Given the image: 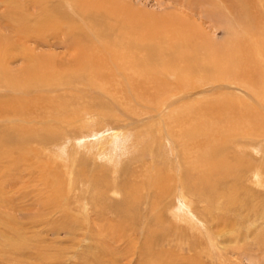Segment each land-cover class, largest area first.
I'll list each match as a JSON object with an SVG mask.
<instances>
[{"label":"rangeland","instance_id":"rangeland-1","mask_svg":"<svg viewBox=\"0 0 264 264\" xmlns=\"http://www.w3.org/2000/svg\"><path fill=\"white\" fill-rule=\"evenodd\" d=\"M231 3L230 0H0V57L5 51L20 53L23 46H37L20 39L9 28L13 21L9 17L11 14L14 20L19 16L20 21L37 24L34 30L45 32L44 37L52 42L53 45L47 43L35 48L30 63L35 71L45 76H50L56 69L69 74L72 69L70 65L75 61L78 44L68 48L65 46L67 43H55L67 37L63 30L68 31L69 27L72 36L87 32L89 35L82 46L94 51L107 45V50L112 51L115 47L114 51L118 48L119 53L123 48L121 44L128 38L138 44L136 37L145 38L143 44L149 49L153 46L157 48L152 40L155 37L166 39V34L173 42L178 40L180 45H176L188 51L191 46L185 45L181 39L183 34H189L197 43L196 51L202 57H210L212 45L233 46L240 43L243 48L250 49L251 57L264 61V0L239 2L241 7H238L253 19V26L236 21L237 12L232 9ZM57 26H61L59 30H62L54 36L52 34ZM175 33H178L177 37H174ZM122 40L123 43H120ZM139 48L137 53L146 57L145 50ZM257 49L260 54H257ZM192 50L196 52L194 48ZM77 57L81 61L88 59L79 54ZM0 59V75H15L22 79L31 77L29 73L32 69L26 65L22 55L13 59H8L6 55V58ZM173 59L179 60L169 55L155 66L150 63L151 71L163 80L164 88L176 94L165 96V100L151 101L148 106L156 110L153 114L148 108L138 107L134 111L120 109L121 93L118 92L121 88L118 83L113 85L115 91H111V96L87 74L79 77L73 89L81 99L75 107L87 111L94 107L90 100L95 105L104 101L111 111L126 117L124 122L119 123L113 119L104 121L91 114H86V119L81 110L79 115L82 113L83 121L88 124L80 128L77 122L79 126L76 123L75 128L68 126L67 129L75 131V136L88 135L81 136L83 139L90 136L86 139L88 142L101 141L98 137L105 132L106 140L93 146L86 144L84 148L79 147L78 141L73 139L67 147L61 144L65 146L62 150L61 146L52 143V133H63L66 124L60 126L50 119L53 115L45 116L47 111L41 112L33 105L28 109L31 120L27 121L22 120L26 117L21 113L23 110L0 105V140L8 141V146L0 147V150L11 148L12 152L11 156L0 159V165H9L7 169L12 174L15 170L5 185L0 183V264H171L172 261L175 264H264V134L259 137L263 138L261 141H252L253 135L249 136V142H246L249 145L222 138L220 142L211 143L207 149L208 141L203 139L198 151L189 152L185 144L190 124L187 118L198 109L212 106L210 102L213 99L232 97L251 104L255 102L256 105L258 102L243 89H236L225 81L210 82V74L221 71L220 66L227 65L222 62L211 69L207 65L213 63L212 59L202 62L189 73L187 88L179 85L183 75L180 71L182 65L174 74L162 72V67H169L168 62ZM45 61L47 64L43 65ZM21 67L30 68V72H18ZM201 69L208 71L204 73L199 71ZM235 76L239 75L235 72ZM166 80L169 85L164 83ZM237 81H240L238 77ZM106 91L108 94L105 96ZM0 96L2 99L20 97L17 100H21L23 94L0 89ZM158 104L164 107L160 108ZM214 104L212 107L218 108ZM38 111L44 116L36 115ZM211 116L208 120L201 114L198 121L202 124L204 121L213 122ZM163 117L171 123L164 124ZM261 120L264 123V117ZM232 125H235L233 121ZM261 127L263 131L264 126ZM114 131L119 132V138L132 132L128 149L120 151L123 154L120 161L117 154L111 159L103 153L97 158V164L94 163L93 152L98 151V146L104 150L109 145L107 138L110 139ZM228 132L235 133L240 139L241 132L225 133ZM259 132L257 129L256 134ZM38 133L50 141H40ZM168 135L172 141L167 139ZM203 152L207 155L193 163L194 157ZM223 159L235 164L239 162L242 167H237L227 178L221 179L217 173L211 177L208 173L210 180L205 179L207 182L204 183L197 181L200 170L206 171L209 163L216 165ZM178 164H181V172L178 171ZM97 173H100L99 176ZM84 175L90 176L88 180L84 179ZM128 185L129 191L139 198L138 202L120 191ZM159 187L165 188L164 195ZM184 194L188 198L183 201L186 206L179 209Z\"/></svg>","mask_w":264,"mask_h":264},{"label":"bare ground","instance_id":"bare-ground-1","mask_svg":"<svg viewBox=\"0 0 264 264\" xmlns=\"http://www.w3.org/2000/svg\"><path fill=\"white\" fill-rule=\"evenodd\" d=\"M230 1H232V3H231V5L233 6L232 9L236 10V12H237V14H235L233 12L236 15V21L239 23H244L247 26L248 25L251 26L253 19L251 20V18L248 16V14L244 13L242 11V9H240L238 7V6L241 7L240 3H242V0H234V1L230 0ZM101 6L103 7V5H101ZM237 7L239 10L236 9ZM9 17H11V20L14 21V23H13V21L11 22L12 24L10 25L9 28H12V30L18 35V37L20 39L24 40L25 42L30 41V42L36 43L37 46L36 47L35 46L34 47L23 46L22 50L19 51L20 53H10L9 52L10 50L7 53L5 51L4 55H2L0 57L3 59V58H6V55H7L8 59H9V57L13 59L15 57L18 58V55H22L23 59L26 60V65L27 66L29 65V67L33 71V72L32 71L30 72V68H29V70H27L26 68H22V67L17 69L18 72H20L22 70H26V71L30 72L29 74H32L31 77H25L24 79L18 78L15 75H6V77H4L5 74L0 75V89H7L9 91H15V92H19V93L23 94V96L21 97L22 98L21 100H17L20 97H18V98L16 97L15 99H12V97L11 98L7 97L8 99L0 98V105H3L4 107L9 108V109L13 108L12 110H14V109L15 110H18V109L23 110L21 113L26 115V117L24 119H22L23 121H27L28 119H30V116L28 115L29 114L28 109L33 105V106H36V108L39 107L40 109H38V110H41V112L47 111L45 113V116H48L50 114L53 115L50 119L56 123L58 122V124H60V126L63 123L66 124V130L64 129L63 133H55V132H54V134L52 133V136H54V142H52V143L53 144L56 143L57 146H61V144H64L67 147L73 141V139H75L76 141H78L77 142L78 146L84 148L85 147L84 145H86V144H87V146L90 144H91V146H93V145H95V143L99 144L100 142H103L104 140H106V133L105 132L100 133V136L98 137L99 138L98 140H100V138L102 139L101 141L95 140V142H88L87 140H88V138H91L90 136L87 137L86 138L87 140H86V139H83L84 137H81V136H88V135L82 134L79 136H75L76 135V133H74L75 131L72 132V131H70V129H67L68 126L71 127L72 129L75 128L78 125L77 122L80 123V128L84 127L86 125V123L88 124L87 121L86 122L83 121L84 118H86V119L88 118V117H86V114H91V115H94L97 117L99 116L100 118L104 119V121H106L107 119H113L114 122H118V123L124 122L125 118H126L122 114H117V112L111 111V109H109V107L106 105V103L104 101H102L101 103H97L98 105H95V102L93 100H90L94 104V105L92 104L94 107H90L91 109H88L87 111L86 110L83 111L82 109H79L80 107L79 108L75 107L76 102L79 99H81V98H79V96L76 93H74L75 91L73 89V86L75 85V83H77V81L79 80V77H83L85 74H87V77L89 79L93 80L103 90L109 91L111 96H113L111 91H115L113 88V85L118 83L120 85V88H121L120 91L118 92L119 94L121 93L119 96L120 102H122L120 105V109H126L128 111H134L139 107V108H143V109L148 108V110H149L150 108L148 105L151 101H161L162 99L163 100L166 99L165 96L166 97H172V96L176 95V94L172 93L171 89L168 88L169 89L168 90V89L164 88L163 80H161L157 75H155L151 71V67H150V63L153 64V66H155L157 63L159 64L160 62L163 61V57L168 58L169 55H171V57H173V58H178L179 60H177V59L170 60L168 62L169 67H162V72L166 73V74H170V75L174 74L179 70L178 67L182 65V69L180 70L183 74L182 75V81H181L182 83L180 82L179 85L182 84V86H186V84H187L186 81L189 79V77H187L189 75V73H191L192 71L197 69V67H199L203 63H205V61H207V59H212L213 63L210 65H207V67H210L211 69L216 67V66H219L222 62L226 63L227 65L220 66L221 71H215V72L211 73L210 74L211 77H209L210 82H216L217 83V82L225 81V82H227L226 84L236 86L235 87L236 89L239 87L240 90L243 89L250 97H253L254 99H256V101L258 102L257 104L259 105L258 106L256 104H254L255 102H253V104H251V102H248L247 100L246 101L244 100L245 102L238 100V99L235 100V98H232V97H231L232 99L231 98L230 99H226V98L225 99L224 98L216 99L215 98V100L213 99V102H210V103H212V106L214 103L217 104L218 108H213L212 106H210V107L206 106L202 109H198L195 112V114L190 115L187 118V123H190V124H189V128L187 131L185 144L187 145V150L189 152L191 150L198 151L201 148L203 139L208 141V143L206 142L208 145L207 149L210 148L211 143H213L214 141H219L222 138H225L227 141H231V142H236V141L238 142L239 141L240 143H246V142H249L248 141V139H250L249 136L253 135L252 141H258V140L261 141V139L263 140V138L260 139L259 137L263 136V134H264V130L261 131L262 130L261 125L264 126V123L261 120L262 117H264V61L260 62L257 58L255 59V57H251L250 56V54H251L250 49L249 48H243L244 46L243 47L240 46L239 45L240 43L238 45L234 44L233 46H226L224 44L223 45H215V46L212 45V47H213L212 48V54L208 55V56H210L208 58L202 57L200 54L197 53V51H196L198 48L197 43L193 41V39L191 38V36L189 34H188V36L183 34L181 40L185 45L191 46L192 48H194L195 49L194 51H196V52H193L191 47H188V51H187V49L183 50L182 47L178 46V45H180L178 40L173 42V40H170L169 38H167V34H166V36H164L166 39L155 37L152 40V42L153 41L156 42L155 45L158 46L157 48L153 46L152 48L149 49L148 45L143 44V42L146 40L145 38L136 37L137 39H139L138 44H137V41L132 40L131 38H128L127 42H124V44H121V46L123 48H122V50L120 49L121 51L119 53H117V51L119 50L118 48L116 51H114L115 47L112 48V51L107 50L106 49L107 45H103L102 48L98 47L99 50L94 51V50H89L86 47L82 46L83 45L82 43L85 42V38H87L89 35L87 32H83L81 36H77V35L72 36L73 32L71 31V28L69 27L68 31L63 30V32L65 34H67V37L63 38L61 41L58 40L55 43H56V45L57 44L59 45V43H64V44L67 43L65 46L68 48H70L72 45L75 46L76 44H78V49H77V52L75 55V61L73 62V64L70 65L72 67V69L69 70L70 71L69 74H66L65 72H63L64 70L61 71L60 69H56V70H52V72L54 71V73H52L50 76H47V75L45 76V74L41 75L39 72L35 71V69H33L30 66V63H31V61H33V57H34L33 51H35V48H37L39 45H42V44L44 45L47 43L50 45H53L52 42L48 41L44 37V36H46V35H44L45 32L38 33L34 30V27L37 24L36 25H34V24L30 25L29 23L27 24L26 21H20V20H18L19 16H18L17 20L16 19L14 20L15 17L13 18L11 14ZM38 24L40 25V23H38ZM61 26H57L54 29V31H53L54 33L52 35H54V36L57 35L58 32L60 30H62V29L59 30V28ZM63 29H65V28H63ZM177 35H178V33H175L174 37H177ZM172 39H174V38H172ZM120 43H123V40ZM141 44H143L144 46H141ZM176 44H178V45H176ZM139 46L141 47L142 50H145V53L147 55L146 57H141V55L139 53H137V50L140 49ZM101 49H103V50L105 49L106 54H105V51H103ZM109 49H111V48H109ZM257 51H258V49H257ZM78 54L81 55V57H83V58L86 57L88 59L86 61L85 60L81 61L80 57H77ZM83 54L85 57L82 56ZM257 54H260V52L258 51ZM238 56H239V59L237 58ZM49 57H51V56H49ZM44 58L45 57H43V59ZM0 61H1V59H0ZM2 62H3V60H2ZM4 62L7 63L8 61H4ZM10 63H11V61H10ZM46 64L47 63L45 61V63L43 65H46ZM43 65H41V66H43ZM111 65L115 66V68H113ZM7 68L9 69L10 66ZM42 68H45V66H43ZM233 69H234V71H233ZM58 70H60V71H58ZM199 71H203L204 73H206V71H208V70L207 69H201ZM81 72L83 73V75L81 74ZM235 72L239 76H235ZM76 73H79V74L75 75ZM23 74H25V73H23ZM67 75H69L68 78H67ZM18 76L20 77V75H18ZM27 76H28V74H27ZM64 77H66L68 80L67 79L64 80L65 79ZM237 77L240 79V81H237ZM164 83H167V80ZM33 86L34 87L36 86V87L33 88ZM172 87H175V86H172ZM177 87H178V85H177ZM187 87L188 86H186V88ZM108 89H110V90H108ZM34 91H35V93H34L35 96L33 97L32 94ZM107 91H106L105 96L108 94ZM24 96H26L28 98H24ZM225 96H227V95H225ZM254 96H258L259 98L254 97ZM57 100H60V101L58 102ZM235 101H238V102H235ZM57 103H58V105H57ZM210 103H209V105H210ZM259 103H262V104H259ZM72 104H74V105L72 106ZM158 106H160V108L164 107L163 104H158ZM84 107H86V105ZM36 108H34V109H36ZM55 110H57V111H55ZM81 110L83 111V115H85L84 118L82 116V113H81V116L79 115ZM202 110H205V111L201 112ZM154 111H156V110L150 109V114H153ZM41 112L38 111V113L37 112H35V113H36V115L42 117L44 115ZM157 112H158V114H161V112H159V111H157ZM201 114L208 117V120H209L210 116L212 115L211 117L214 119V121L213 122L204 121V123L202 124L201 123L202 121H198ZM213 115H215V116H213ZM39 120H40V118H39ZM162 120L164 121V124L171 123L167 117H163ZM232 121L235 123V125H232ZM46 122H47V120H46ZM51 123H52V121H51ZM76 123H77V125H76ZM37 125H38V123H37ZM42 126H43V124H42ZM126 127H129V126H126ZM257 129H259L260 132L256 134ZM47 130H48V128H47ZM49 131H50V127H49ZM227 131L241 132V134H239L240 139H238V137L236 138L235 133H230V132L225 133ZM51 132H53V131H51ZM122 134H125V133H122ZM38 135H39V133H38ZM44 135H47V134H44ZM125 135H126V137L122 136V138H119V136H120L119 132L114 131V133H112L110 139L107 138L109 140V145L106 148H104L105 152H102L104 150H103V148H101L99 146L97 147L98 151L93 152V154H92L93 155V157H92L93 162L97 164V162H96L97 158L100 155H103V153H107V155H109V157L111 159H113L117 154L118 160H119L120 156L123 155L122 152H120V151L122 149H128L127 145H128V142L131 140L130 137L132 136V132H130V133L128 132V134H125ZM66 136H67V138H66ZM211 137H213V139ZM127 138H129V139H127ZM179 138H181L182 139L181 141H183L182 135H180ZM39 139H40V141H43V142L44 141H46V142L50 141V140H48L49 138L45 137V136H43V137L40 136ZM167 139L172 141V138L170 137V135H168ZM242 139H246V140H242ZM2 140H0V142H1L0 147L8 146L6 144L8 141L6 142V141H2ZM62 141H64V142H62ZM246 144H248V143H246ZM64 145L61 146L62 150H63V147H65ZM236 145H237V143H236ZM174 146H175V144H174ZM258 146H260V144ZM214 147H215V145H214ZM262 149H264V148H262ZM171 150H172V153H174V151H173L174 149L171 148ZM10 151H11V148H6V149L1 148L0 159L1 158L4 159V157L7 158L8 156H11L12 152L10 153ZM16 151H18V150H16ZM92 151L90 153H92ZM13 152H15V151H13ZM18 152H20V151H18ZM205 155H207V154L204 152L201 154L199 153V155H196L194 157L193 163L200 161L202 159L201 157H205ZM94 157H95V159H94ZM142 158H143V156H142ZM210 159H212V158H210ZM118 160H116V161H118ZM133 161L135 162V160H133ZM204 161H206V160H204ZM198 164H199V162H198ZM209 164H210V166L208 169H206V171H204V170L199 171L198 170L199 175L197 176V181L200 180L202 183H204L203 181L207 182L205 179L210 180L209 174L212 177V175L214 173H217L219 175L218 177H220L221 179L223 177L227 178L230 174L232 175L233 171H235V169H237V167H239V168L242 167V165L239 162L235 164V163H231L229 161H226L225 159H223V161L221 163L216 164V165H213V162L209 163ZM119 165L120 164L118 162V166ZM178 165H179L178 171L180 170V172H181V169H180L181 164H178ZM118 166L116 164V167H118ZM0 167H1V165H0ZM8 167H9V165H7V167L2 166L0 168V173H1L0 183L2 185H5L4 183H6L8 181V179H10V177L14 174L15 170L13 171V174H12V173H10V171H8V169H7ZM11 168H13V167L11 166ZM14 168H15V166H14ZM101 168H102V164H101ZM101 168H100V170H101ZM152 170H153V168H152ZM149 171H151V170H149ZM200 172H203V173H200ZM263 172H264V170H263ZM22 173L23 172H21L20 174H22ZM138 173H139V171H138ZM99 174H98V176H99ZM136 175H137V173H136ZM155 175H154V177H155ZM24 176H25V174H24ZM88 177H90V176L84 175V179H87ZM102 177H103V175L100 178L102 179ZM147 178H149V177H147ZM84 179H83V181H84ZM98 181H99V179H98ZM101 181H103V180H101ZM104 181H105V179H104ZM152 185H153V183H152ZM195 185H197V184H195ZM129 186L130 185L125 186L126 188L123 187L122 190H120V191L125 193L126 196L130 195L133 200L138 202L139 198L136 197L133 194V192L129 191V189L127 188ZM211 186H212V184H211ZM148 188H149V186H148ZM102 189L104 190V188H102ZM160 189H161V193L164 195V193H165L164 189L165 188L162 187ZM196 189H197V187H196ZM198 194H201V193H198ZM185 199H188L186 194L183 195V200L182 199H181L182 201L180 200V203L178 206L179 209L185 208L186 205L183 202ZM179 209H177V210H179ZM118 210H119V208H118ZM123 216H125V215H123ZM210 239H211V237H210ZM210 244L212 247L214 246L213 239L210 240ZM153 258H155V257H153ZM194 259H196V258H194ZM161 261H162V259H161ZM172 262H171V264H175Z\"/></svg>","mask_w":264,"mask_h":264}]
</instances>
